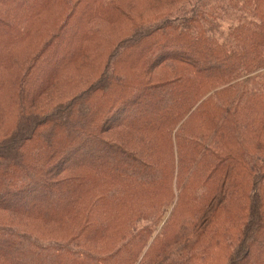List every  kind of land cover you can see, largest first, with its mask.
Masks as SVG:
<instances>
[{
    "label": "trees",
    "instance_id": "16d2710c",
    "mask_svg": "<svg viewBox=\"0 0 264 264\" xmlns=\"http://www.w3.org/2000/svg\"><path fill=\"white\" fill-rule=\"evenodd\" d=\"M263 68L264 0H0V264H264Z\"/></svg>",
    "mask_w": 264,
    "mask_h": 264
},
{
    "label": "rangeland",
    "instance_id": "374dc122",
    "mask_svg": "<svg viewBox=\"0 0 264 264\" xmlns=\"http://www.w3.org/2000/svg\"><path fill=\"white\" fill-rule=\"evenodd\" d=\"M188 9H189V8H188ZM232 17H234V16H229V15H228V16H227V19L229 20V22L222 24V25H223V29H224L226 32H228V33H229V31H227V30H228V27H229L230 24L232 23L231 20H233ZM187 25H189V24L186 23V26H187ZM224 36H225V38H222L221 41H224V40H228V41H231V42L234 41V40L232 41V38H233V37H229V38H231V39H229V38H228V35H224ZM180 67H181V66H180ZM263 69H264V68H263ZM263 69H261V70H263ZM179 70H180V69H178L177 73H180ZM261 70H258V71H256V72L258 73V72L261 71ZM257 73H256V74H257ZM252 75H254V73H251V74H249L248 76H252ZM246 77H247V76H244V77H242V78H240V79H245ZM223 86H224L223 84L220 85L218 88L213 89L210 93H213L214 91H216V90L222 88ZM210 93H209V94H210ZM205 97H206V96H205ZM205 97H204V98H205ZM197 104H198V103H197ZM196 106H197V105H195V106L192 108V111L196 108ZM187 116H188V115H186L185 118H186ZM185 118H184V119H185ZM184 119H183V120H184ZM170 209H171V210L169 211L168 215H169L170 212L172 211L173 206L170 207ZM161 225H162V224H161ZM160 228H161V227H160ZM160 228H159L156 232H154V234H153V238L151 239V241H150L149 244H151V242L153 241V239L155 238V236L159 233ZM148 247H149V245L147 246L146 249H148ZM146 249H145V250H146Z\"/></svg>",
    "mask_w": 264,
    "mask_h": 264
}]
</instances>
